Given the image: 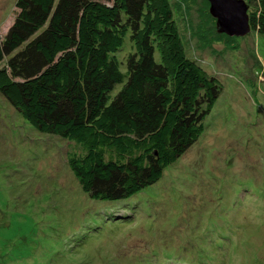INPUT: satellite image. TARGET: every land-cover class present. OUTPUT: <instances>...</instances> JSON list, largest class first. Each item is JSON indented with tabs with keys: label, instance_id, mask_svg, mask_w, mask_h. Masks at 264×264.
I'll return each instance as SVG.
<instances>
[{
	"label": "rangeland",
	"instance_id": "obj_1",
	"mask_svg": "<svg viewBox=\"0 0 264 264\" xmlns=\"http://www.w3.org/2000/svg\"><path fill=\"white\" fill-rule=\"evenodd\" d=\"M185 3L184 50L222 90L197 143L135 209L92 202L68 167L77 147L36 133L0 96V264H161L166 252L180 264H264V34L219 33L203 0ZM15 4L0 0V35ZM110 212L128 220L111 224Z\"/></svg>",
	"mask_w": 264,
	"mask_h": 264
},
{
	"label": "trees",
	"instance_id": "obj_2",
	"mask_svg": "<svg viewBox=\"0 0 264 264\" xmlns=\"http://www.w3.org/2000/svg\"><path fill=\"white\" fill-rule=\"evenodd\" d=\"M243 1L250 28L264 34V0ZM15 8L0 35V96L36 133L77 147L68 167L92 202L135 209L132 198L197 143L222 90L184 50L175 16L187 3L16 0ZM110 213L100 214L128 220ZM166 253L161 264L184 260Z\"/></svg>",
	"mask_w": 264,
	"mask_h": 264
},
{
	"label": "water",
	"instance_id": "obj_3",
	"mask_svg": "<svg viewBox=\"0 0 264 264\" xmlns=\"http://www.w3.org/2000/svg\"><path fill=\"white\" fill-rule=\"evenodd\" d=\"M219 33L240 37L250 32L248 6L243 0H207Z\"/></svg>",
	"mask_w": 264,
	"mask_h": 264
}]
</instances>
